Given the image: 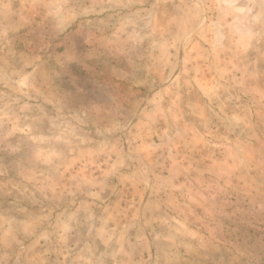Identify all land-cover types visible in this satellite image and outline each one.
<instances>
[{
	"label": "rangeland",
	"instance_id": "374dc122",
	"mask_svg": "<svg viewBox=\"0 0 264 264\" xmlns=\"http://www.w3.org/2000/svg\"><path fill=\"white\" fill-rule=\"evenodd\" d=\"M208 11L0 0V264H85L59 225L94 202L140 254L106 264H264V18L243 55Z\"/></svg>",
	"mask_w": 264,
	"mask_h": 264
},
{
	"label": "crops",
	"instance_id": "0c3cea01",
	"mask_svg": "<svg viewBox=\"0 0 264 264\" xmlns=\"http://www.w3.org/2000/svg\"><path fill=\"white\" fill-rule=\"evenodd\" d=\"M188 1L199 2L204 7L206 6L208 0ZM216 1L217 8H223V14L219 16H210L209 11L204 13V21L206 18L208 21L215 19L216 22H212V25L206 24L207 22H204L206 25H202V33H206L208 37L207 39L203 40V48L207 50L220 51L222 49L228 48V46L225 45V42L228 41L227 43H230L233 46L232 49L235 51L239 50L240 54L244 55V52L249 49L254 36L259 34V30H250V28L255 26L254 22L258 24L261 17L264 18V7L261 5V3H264V0ZM246 12H250V15L242 17V15ZM212 28H218V32L216 33L218 40L216 41L213 39V37L211 38V34L214 31ZM229 32L232 33H230L231 36ZM262 32L264 34V26ZM225 35H227V38ZM220 36L223 38L221 41ZM222 58L223 59H221V61H224V63L229 59L224 55H222ZM102 205H106V203H103ZM102 205L98 206L97 203H92L88 207L86 214H83L82 211H80L83 215H86H82L83 217H81L80 212L77 213L76 210L78 209L74 208V211L71 212V217L61 220V224L59 226L62 227V234L61 236L59 234L57 242L60 243V257L64 259V262L67 258L73 257L79 259L81 256H84L83 258H89V261L85 264H106L108 261L114 258L133 259L135 257H140V254L133 250H129V245L126 246V242H131L130 239L115 238L111 234V231L114 230V225L107 224L111 220L102 217L96 218V215L91 213V211H93L95 208H105V211L108 210L107 205L105 207H102ZM70 210H72V208H70ZM83 225L86 227L85 231H83ZM48 238L52 237L49 236ZM115 240L118 243H116ZM47 241L48 240L46 239V243ZM83 244L89 249V253H86L83 250ZM138 245L140 246V244ZM141 253L144 254V247ZM104 259L106 261L105 263L102 262ZM75 261L77 264V259ZM111 262H109V264H111ZM114 264L116 263L114 262ZM121 264H123V262ZM124 264H126V262Z\"/></svg>",
	"mask_w": 264,
	"mask_h": 264
}]
</instances>
